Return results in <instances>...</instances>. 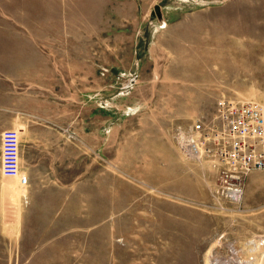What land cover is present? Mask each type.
<instances>
[{
  "label": "rangeland",
  "instance_id": "obj_1",
  "mask_svg": "<svg viewBox=\"0 0 264 264\" xmlns=\"http://www.w3.org/2000/svg\"><path fill=\"white\" fill-rule=\"evenodd\" d=\"M26 1L0 0L10 105L20 50L56 63L58 141L76 142L82 125L88 154L76 163L61 144L48 155L41 137L28 150L14 125L29 183L1 177L0 234L20 245L0 244V264H264V246L246 245L264 238V170L227 202L215 193L219 170L186 158L177 140L222 97L264 105V0H89L46 21L21 15Z\"/></svg>",
  "mask_w": 264,
  "mask_h": 264
},
{
  "label": "built area",
  "instance_id": "obj_2",
  "mask_svg": "<svg viewBox=\"0 0 264 264\" xmlns=\"http://www.w3.org/2000/svg\"><path fill=\"white\" fill-rule=\"evenodd\" d=\"M177 140L186 158L207 160L219 170L216 195L238 204L244 198L249 172L264 170V105L222 97L211 119H199L188 127L179 128ZM20 155L18 132L5 130L1 174L19 177L21 184L27 187L29 179L22 174ZM249 244L264 246V238L250 240Z\"/></svg>",
  "mask_w": 264,
  "mask_h": 264
},
{
  "label": "crops",
  "instance_id": "obj_3",
  "mask_svg": "<svg viewBox=\"0 0 264 264\" xmlns=\"http://www.w3.org/2000/svg\"><path fill=\"white\" fill-rule=\"evenodd\" d=\"M25 1V0H24ZM89 0H68L65 5H51L56 4L55 0H32V2L26 1L24 4L31 5V7H25L22 3H20V14H24L26 18H30L29 15L36 17L37 20H52L53 17L61 19V14L66 16L67 12L72 13L73 5H81L89 4ZM98 3V2H91ZM83 8H81L82 11ZM28 13V14H25ZM60 14V16H59ZM41 15H44L42 17ZM58 15V17H57ZM67 18V16L65 17ZM20 19H23L20 16ZM72 19V15L68 18ZM35 35V33H33ZM66 35H71V33H65ZM15 62L9 61H0V72L10 73L14 69ZM16 63L15 65H18ZM56 63L45 62V61H36L33 59H28L24 55V51L20 50V95L17 90V100L16 103L10 105L9 101V91L10 84L14 83V79L8 77L0 76V183L2 180L1 174V150H2V134L5 130L13 129L14 125L19 129L21 137L23 140L28 139L27 149L31 150L38 149L40 147L36 144L37 139L41 137L44 142L40 143V145H45L44 147L47 150L48 155H52L53 152L56 153V150L59 145L63 144L64 147V155L69 157H74L76 159V163L80 162L82 164L83 154L84 157H87L88 151V136L87 133L84 132L83 127L81 125L80 129H76L75 132L77 134L76 142L73 141H58V136H62L64 134V128H60L58 130V119L57 113L51 114L50 107L51 104L49 102L50 94L55 93L56 91ZM39 69H47V72H44L43 75L47 76L42 77L45 81H48L44 87H40L38 85L39 75H42L38 70ZM52 75V78H51ZM52 79V82H51ZM42 90V97L39 100L38 92ZM46 93L49 95L46 98ZM18 131V130H17ZM18 131V132H19ZM84 135V140H83ZM20 137V140H21ZM71 151L67 153V151ZM72 153V154H71ZM35 152H33L32 161L35 162ZM27 171V170H26ZM30 173V172H29ZM30 175V179L33 180L32 174ZM250 182V180H249ZM5 196L4 190L0 184V230L4 229V223L2 221V202ZM250 213V212H247ZM253 213V212H252ZM259 214L255 213L254 215ZM261 215V214H259ZM250 217V216H249ZM18 236V235H17ZM3 237L0 234V244H13L20 245V240L18 237ZM255 236V237H254ZM259 236V237H258ZM252 239L260 238V234L251 235ZM8 238L10 240H8ZM246 242V245L249 244V238ZM8 253H6L7 257ZM5 258L0 254V260Z\"/></svg>",
  "mask_w": 264,
  "mask_h": 264
},
{
  "label": "water",
  "instance_id": "obj_4",
  "mask_svg": "<svg viewBox=\"0 0 264 264\" xmlns=\"http://www.w3.org/2000/svg\"><path fill=\"white\" fill-rule=\"evenodd\" d=\"M158 10H159V7L156 8V11H158ZM157 13H158V14H156V13H153V14H152V18H153V19L156 18V15L158 16V18H161L162 15H161L160 11H158Z\"/></svg>",
  "mask_w": 264,
  "mask_h": 264
},
{
  "label": "bare ground",
  "instance_id": "obj_5",
  "mask_svg": "<svg viewBox=\"0 0 264 264\" xmlns=\"http://www.w3.org/2000/svg\"><path fill=\"white\" fill-rule=\"evenodd\" d=\"M253 171H256V170H253ZM253 171H251V172H253ZM251 172H249V174L247 175L246 178H248V176L250 175ZM246 180H247V179H246ZM19 184H20L22 187L26 188V186H24L23 184H21V181L19 182ZM216 188H217V186H216ZM215 191H216V189H215Z\"/></svg>",
  "mask_w": 264,
  "mask_h": 264
}]
</instances>
